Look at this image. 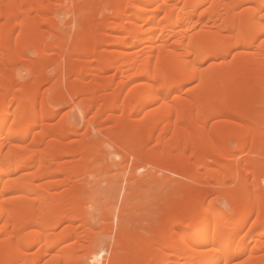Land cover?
<instances>
[{
    "label": "bare ground",
    "instance_id": "6f19581e",
    "mask_svg": "<svg viewBox=\"0 0 264 264\" xmlns=\"http://www.w3.org/2000/svg\"><path fill=\"white\" fill-rule=\"evenodd\" d=\"M262 9L0 0V264H264Z\"/></svg>",
    "mask_w": 264,
    "mask_h": 264
},
{
    "label": "snow or ice",
    "instance_id": "6c2138e0",
    "mask_svg": "<svg viewBox=\"0 0 264 264\" xmlns=\"http://www.w3.org/2000/svg\"><path fill=\"white\" fill-rule=\"evenodd\" d=\"M262 11H264V9H262ZM261 27L262 29H264V21H262ZM192 67H193V71H195V65H193ZM197 87H199V85H197ZM223 254H224V249L218 246H205L204 252L202 253L205 259H202L199 262V264H231V261L228 259H223V260L214 259V257L223 256Z\"/></svg>",
    "mask_w": 264,
    "mask_h": 264
},
{
    "label": "rangeland",
    "instance_id": "374dc122",
    "mask_svg": "<svg viewBox=\"0 0 264 264\" xmlns=\"http://www.w3.org/2000/svg\"><path fill=\"white\" fill-rule=\"evenodd\" d=\"M67 107V106H66ZM66 107L64 108L65 110H66ZM70 108V107H69ZM63 109V111H65ZM67 109H68V107H67ZM70 109H68V111H69ZM67 111V110H66ZM84 126V125H83ZM82 125H80V130H83V127ZM82 128V129H81ZM167 173H169L170 175H171V177H173V178H179L180 179V177H178V176H176V175H174V174H172V173H170V172H167ZM166 173V174H167ZM169 174H168V176H169ZM163 174H160V176H162ZM182 179H184L185 181H187V182H191L189 179H187V178H181V180ZM212 181V180H211ZM213 182V181H212ZM218 204L222 207V208H226L227 209V205H226V202L222 199V200H220V201H218ZM250 221H252V220H250ZM245 231H246V229L244 230V232L243 233H245ZM36 248H38L37 246H36Z\"/></svg>",
    "mask_w": 264,
    "mask_h": 264
}]
</instances>
